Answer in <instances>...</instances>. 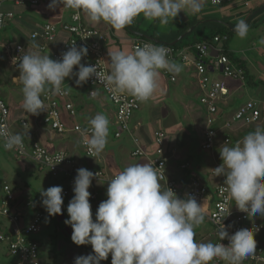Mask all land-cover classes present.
Returning a JSON list of instances; mask_svg holds the SVG:
<instances>
[{
	"label": "crops",
	"instance_id": "obj_1",
	"mask_svg": "<svg viewBox=\"0 0 264 264\" xmlns=\"http://www.w3.org/2000/svg\"><path fill=\"white\" fill-rule=\"evenodd\" d=\"M264 6V0H235L231 4L216 7L205 0L203 9L196 15H187L183 11L173 21L170 19L167 25H160L159 21H148L141 14L131 25L120 32H116L106 23H90L85 15L81 13L82 23L89 29L99 30L106 33L108 41L102 45L104 60L109 71L110 61L108 51H132L131 44L137 39L151 37L161 42L172 43L181 35L187 33L191 27L197 30L188 39L183 40L179 48H188L195 43L211 42L210 29H226L232 32L227 44V51L232 60L240 65L245 72L244 80H226L228 95L221 98L217 103L216 124L217 138L215 148L212 151H204L201 148L203 135L207 129L206 108L199 103L202 90L196 81V72L192 64L195 59L193 51H188L190 62H183L175 58L174 62L179 64L182 71L179 74L169 73L161 70L160 87L152 99L143 103L140 109L134 112L128 132L121 134L119 138L115 134L119 131L116 125L115 109L106 95L100 88L86 84L77 85L76 75L78 66H74L73 75L66 77L62 88L70 93L69 100L74 105L76 116L71 118L64 110V100H61V117L64 124L70 128L79 124L83 128L88 127V120L97 113H104L109 121V136L103 153L96 159L88 158L81 147L79 137L72 131L58 134L48 127L35 122V116L28 114L22 107V85L19 82V71L15 70L10 61L9 53L0 47V95L9 110V119L14 133L22 135L27 144L36 142L50 152L64 151L73 158L80 168L91 172L102 171L105 175L112 177L125 167L133 163H150L151 159L157 157L154 133L162 131L165 135L163 156L166 158V175L168 179L175 181L182 192L188 190L192 179H198L209 190L206 199V218L202 225L195 228V241L197 243L212 242L211 236L213 226L208 218L215 200L214 189L222 182L223 176L212 175V170L222 163L219 148L224 144V139L229 138L228 146L234 145L247 133L253 131L257 126H264V119L252 123H234L230 129H224L223 124L230 120L237 109L246 102L252 101L264 109V45L259 42L264 39V9L254 13ZM4 13H11L12 17L7 19L6 26L0 31V42L5 45L20 44L24 47L25 53L39 51L41 54H48L51 59L56 60L64 43L68 40V34L59 31L55 40L47 44L46 50L40 51L42 45L40 38L32 39V35L40 32L47 23H54L60 19H67L68 13L56 7L50 10L48 4L31 6L25 1L17 5L14 2H5L2 7ZM244 20L248 25L247 36L239 38L235 29L236 24ZM191 26L184 32L186 25ZM205 26V27H204ZM181 41V40H180ZM38 46V47H35ZM222 45L212 43L206 62L218 55L217 50ZM224 50V48H223ZM87 56L82 57L81 63L85 64ZM211 79H222L220 73L209 70ZM174 79V81H172ZM252 88V89H250ZM96 91V96L90 94ZM239 100H241L239 102ZM21 121L27 123V127L21 126ZM133 137L140 142L145 152L144 157H133L135 148ZM186 163L189 167L182 169ZM56 172L39 169L29 159H18L14 153L3 148L0 139V197L4 185H8L13 191L18 203L27 199H34V206L24 208L21 204L20 228L26 226L38 210H42L45 217L41 224L40 231L34 238L40 246L39 264H74L78 256H86L92 253L91 245L77 246L71 240L72 228L64 221L68 219L67 206L74 196L73 186H69L66 178L62 176V182L58 183ZM59 174V173H58ZM101 183V182H100ZM99 182H92L88 191L90 192V204L95 220V213L99 204L107 199V185ZM161 183V182H160ZM50 185L61 186L69 189L70 195L63 198L62 214L49 217L41 205L40 191L47 190ZM162 190L164 184L161 183ZM94 196V199L91 197ZM203 199L198 204H203ZM233 204L235 202L233 201ZM254 222L264 226V217L255 216ZM54 227V229H53ZM52 229L48 237L41 235L43 229ZM12 231V224L6 220H0V230ZM257 246L264 247V232L256 239ZM50 245L47 260H41V254L46 252L43 245ZM0 264H11L6 244L0 243ZM3 246V247H2ZM10 257V258H8ZM101 264H111V254ZM212 264V262H211Z\"/></svg>",
	"mask_w": 264,
	"mask_h": 264
},
{
	"label": "clouds",
	"instance_id": "obj_2",
	"mask_svg": "<svg viewBox=\"0 0 264 264\" xmlns=\"http://www.w3.org/2000/svg\"><path fill=\"white\" fill-rule=\"evenodd\" d=\"M205 0H51L50 10H73L74 18L81 13L90 23H106L120 32L140 16L148 21L167 25L183 11L196 15L203 9ZM237 36L245 38L248 25L240 20L234 29ZM260 44L264 45V39ZM38 47V46H35ZM87 47H71L61 60H53L39 51L26 52L14 57L19 60V82L22 85V107L26 113L38 115L47 105L42 95L66 94L62 88L65 78L72 76L74 66L76 84L86 83L95 75L111 93L113 99L131 96L145 103L152 99L160 87L161 70L179 74L182 68L169 59V50L145 43L132 51H108V72L97 70L96 65H84ZM93 90L89 95L95 97ZM110 121L104 113H97L88 120V127L81 130L88 156L99 157L106 148ZM3 148L22 147L23 137L0 126ZM222 163L213 169L216 176H223L226 198L248 217H264V126H257L234 145L219 148ZM65 157L59 156L58 162ZM98 173L77 169L74 179V196L67 206L71 226V240L77 246L91 245L92 253L75 258L74 264H101L111 254V264H211L214 259L227 264H243L256 255L255 232L242 228L229 235L222 221H218L220 241L223 243H197L195 228L206 218L205 204H198L190 194L178 198L170 188L162 190L158 168L153 163H133L107 180V199L95 213L91 210L90 188ZM103 184V183H100ZM63 188L52 186L41 190V205L49 217L62 214ZM228 227H231L229 225Z\"/></svg>",
	"mask_w": 264,
	"mask_h": 264
},
{
	"label": "built area",
	"instance_id": "obj_3",
	"mask_svg": "<svg viewBox=\"0 0 264 264\" xmlns=\"http://www.w3.org/2000/svg\"><path fill=\"white\" fill-rule=\"evenodd\" d=\"M7 1L14 2L17 5L24 4L26 1L31 6H38L42 4L49 5L51 3V0H0V31L6 26L7 19L12 17L11 13H4L1 9L2 5ZM233 1L235 0H210V4L212 6L221 7L231 4ZM57 7L67 12L69 14L68 18L60 19L54 23H47L42 27L40 32H36L32 35V39L40 38L42 40V45H40L39 50H46L47 44L52 43L59 31H62L68 34V40L64 43L60 52L56 54V60H61L62 54L68 51L71 47L75 46L80 48L81 46H84L88 49L84 65H96L98 71L108 72L102 50V45L108 41L106 33L85 27L82 23V16L80 15L79 19H75V13L73 10L64 9L62 8L63 5H59ZM226 41V36H215L211 42H198L188 48H175L174 46L160 45L145 39L134 40L131 44V50L142 46L145 43L153 44L156 47L164 46L169 50V59L174 60L177 58L183 62L191 61L188 51H193L195 59L192 61V64L195 68L197 84L202 90L199 103L206 108L207 112V129L204 132L201 144V148L204 151H212L215 148L217 131L214 126L217 121V103L221 98L228 95L226 80L239 79L243 81L245 77L244 69L229 59V57L224 54L223 48L217 50L218 55L216 57L211 58L206 62L205 59L208 58L209 50L212 48V43L222 45L223 42ZM0 47L4 48L9 53L12 66L18 71L19 60H17L16 64H14L13 58L23 55L25 53L24 47L20 44L5 45L1 42ZM210 69L220 73L222 79H211L209 75ZM77 78L78 77H76V79ZM172 81H174V79H172ZM83 84L100 88L113 105L115 109L116 125L119 128L115 137L119 138L122 133L128 132L129 122L134 112L138 111L143 103L138 102L133 97L127 95L121 96L118 99H113L111 93L95 75L90 77L89 80ZM65 92L66 94L63 95H51L50 93L42 95L41 98L44 100L47 108L35 116V122H39L58 134H63L68 131L74 132L79 137L84 154L88 158L96 159L97 157L92 158L88 156L87 147L82 142L81 130L85 128L79 124H74L72 127L68 128L62 121L61 100L65 101L63 107L68 115L71 118L76 116L74 105L69 100L70 93L67 90H65ZM9 116V110L0 95V126H4L9 132L14 133ZM262 119H264V109L259 107L256 103L249 101L237 109L231 119L223 124V128L230 129L234 123H242L245 125L252 124ZM21 126L27 127V123L21 121ZM153 137L156 145L157 157L151 159L150 163H153L154 167L158 168L160 182L164 184V190H166L167 187L172 189L177 194L178 198L181 199L187 198V195L190 194L196 199L197 203H200L208 196V188L198 179H192L188 185V190L186 192H182L178 184L175 181L168 179L166 175L167 161L163 156L164 133L162 131H156ZM1 141L3 145V140L1 139ZM133 143L135 148L132 152V156L144 157L145 152L141 148L139 140L133 137ZM228 143H230L229 138H225L224 144ZM7 151L14 153L18 159L31 160L37 167H39V169L62 174L66 178L68 185L74 186L77 169L80 167L66 152H50L36 142L27 144L24 140L22 147ZM59 156H64L65 158L51 168L52 164L58 162L57 158ZM218 166L219 165L216 167ZM188 167L189 164L186 163L181 168L186 169ZM93 173H98L99 176H96L92 182H101L108 186L107 180L111 177L105 175L102 171H94ZM212 175L215 176L213 170ZM224 179L225 177H223L222 182L214 189L215 200L212 205V210L208 215V218L213 226L211 234L213 243L215 244L221 242L225 245L229 243L227 239L220 241V225L218 224V221H222L229 235H232L237 230L245 227L250 228L253 232L258 229V231L255 232L254 238L256 239L264 232V226L260 223L254 222V217H248L246 213L239 211L235 204H233V201L226 198L227 193L223 191L226 187ZM69 195L70 190L63 189V198H66ZM91 199H94V196L91 197ZM34 202L33 198L27 199L22 202L24 205L23 207H33ZM22 203H18L13 191L8 185L3 186L2 195L0 197V220H6L8 223L12 224L13 229L8 232L4 229L0 230V243L6 244L8 253L13 260L11 264H39L40 246L34 236L40 231L41 223L45 215L42 210H38L31 218V221L23 228H20L19 223L22 215L20 207ZM229 225H231V227H228ZM212 264H227V262L214 259ZM243 264H264V247H256V255L244 260Z\"/></svg>",
	"mask_w": 264,
	"mask_h": 264
},
{
	"label": "trees",
	"instance_id": "obj_4",
	"mask_svg": "<svg viewBox=\"0 0 264 264\" xmlns=\"http://www.w3.org/2000/svg\"><path fill=\"white\" fill-rule=\"evenodd\" d=\"M191 26V24L186 25L184 31L182 33H184L189 27ZM205 27V26H204ZM206 28H202V30H199V27L195 28L191 33H189L183 40L188 39L189 36L193 35L197 30H199L200 33H202ZM215 36H226L227 37V41L223 42V48H224V54L229 57V59L232 60V56L228 53L227 51V44L229 42L230 37L232 36V32L226 29H210L209 30V36L210 39H213ZM201 41H206V38H201ZM179 41L174 47L175 48H179L182 44V41ZM233 61V60H232Z\"/></svg>",
	"mask_w": 264,
	"mask_h": 264
},
{
	"label": "rangeland",
	"instance_id": "obj_5",
	"mask_svg": "<svg viewBox=\"0 0 264 264\" xmlns=\"http://www.w3.org/2000/svg\"><path fill=\"white\" fill-rule=\"evenodd\" d=\"M250 89H252V88H250ZM241 100H239V102H240ZM60 175H62V174H56L55 176H56V178H57V181H58V183H61L62 181V176H60ZM53 185H50L49 187H52ZM48 187V188H49ZM43 222V221H42ZM263 223H264V221H263ZM42 224V223H41ZM53 229H54V227H53ZM51 228L49 229H43L42 230V233H41V235H45V236H47L48 237V235H49V233L51 232ZM1 246V245H0ZM3 247V246H2ZM50 245H48V243H47V245L46 244H44L43 245V250H46V252H43L42 254H41V260H47V257H48V254H49V250H50ZM8 258H10V257H8Z\"/></svg>",
	"mask_w": 264,
	"mask_h": 264
},
{
	"label": "water",
	"instance_id": "obj_6",
	"mask_svg": "<svg viewBox=\"0 0 264 264\" xmlns=\"http://www.w3.org/2000/svg\"><path fill=\"white\" fill-rule=\"evenodd\" d=\"M263 9H264V6H263L262 8H260L259 10H257V11L254 13V15H255L256 13L260 12V11L263 10ZM193 29H194V27H191L190 30H189L188 32H191ZM229 29L232 30L233 32H235L234 29H233L232 27H229ZM188 32H187V33H184L183 35H181L177 40H175V41L172 42V43L161 42V41L156 40V39H153V38H151V37H146V39H147L148 41H151V42H153V43L160 44V45L175 46L180 40H182V39L188 34Z\"/></svg>",
	"mask_w": 264,
	"mask_h": 264
}]
</instances>
